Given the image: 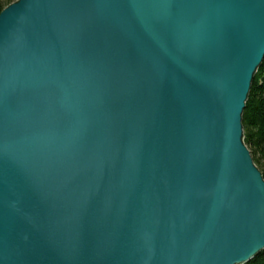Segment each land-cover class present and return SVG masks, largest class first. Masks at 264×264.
Masks as SVG:
<instances>
[{"label":"water","instance_id":"1","mask_svg":"<svg viewBox=\"0 0 264 264\" xmlns=\"http://www.w3.org/2000/svg\"><path fill=\"white\" fill-rule=\"evenodd\" d=\"M264 0H17L0 14V264H247L264 176L244 111Z\"/></svg>","mask_w":264,"mask_h":264},{"label":"trees","instance_id":"2","mask_svg":"<svg viewBox=\"0 0 264 264\" xmlns=\"http://www.w3.org/2000/svg\"><path fill=\"white\" fill-rule=\"evenodd\" d=\"M17 0H0V14ZM245 144L264 176V61L255 76L244 111ZM247 264H264V251Z\"/></svg>","mask_w":264,"mask_h":264},{"label":"bare ground","instance_id":"3","mask_svg":"<svg viewBox=\"0 0 264 264\" xmlns=\"http://www.w3.org/2000/svg\"><path fill=\"white\" fill-rule=\"evenodd\" d=\"M12 4V3H11ZM9 6V5H8Z\"/></svg>","mask_w":264,"mask_h":264}]
</instances>
